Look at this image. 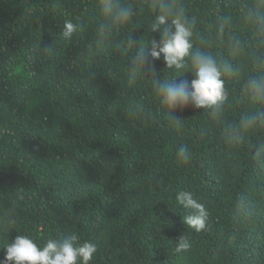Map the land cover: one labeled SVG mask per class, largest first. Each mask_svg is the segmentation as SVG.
I'll return each mask as SVG.
<instances>
[{"label":"trees","instance_id":"trees-1","mask_svg":"<svg viewBox=\"0 0 264 264\" xmlns=\"http://www.w3.org/2000/svg\"><path fill=\"white\" fill-rule=\"evenodd\" d=\"M161 2L183 10L194 51L235 69L222 76L227 100L216 115L173 110L155 89L156 78L194 79L190 60L176 69L161 56L155 74L131 63L161 39ZM115 3L133 15L113 23L101 0H0V260L18 234L43 246L75 232L96 244L92 264H264V125L240 129L264 110L244 87L264 75V35L245 17L264 0ZM68 21L78 30L65 39ZM181 191L207 208L204 230L184 223L193 210L177 203ZM181 237L190 247L177 251Z\"/></svg>","mask_w":264,"mask_h":264},{"label":"clouds","instance_id":"clouds-1","mask_svg":"<svg viewBox=\"0 0 264 264\" xmlns=\"http://www.w3.org/2000/svg\"><path fill=\"white\" fill-rule=\"evenodd\" d=\"M103 13L111 17L113 23L127 21L132 15L130 7L121 6L115 0H101ZM161 14L157 17L154 31H161V39L154 41L146 54L140 49L132 58V65H141L148 73H156L155 61L161 56L169 68L184 69L188 67L187 60L191 61V71L194 79L190 82L184 80L179 83L161 82L155 80V89L162 97V101L173 110L183 111L189 106L194 108H208L216 115L227 100L224 88V74H232L235 69L230 63L218 62L217 58L207 52L193 50L192 25L183 10L174 11L166 2H161ZM173 17L169 23V17ZM246 19L264 35V11L249 7L245 11ZM227 24L226 19L220 22L219 30L223 33ZM104 26H101L103 30ZM78 30V25L65 22L63 37L70 39ZM230 50L235 54L242 51L239 39L233 38L229 43ZM257 63L264 67V58ZM245 90L249 100L254 104H264V75L251 76L245 82ZM177 125L180 120L176 119ZM264 125V110H257L244 116L240 121V129L256 128ZM240 129L229 127L227 130L230 142L242 140ZM264 152V146L259 149ZM176 156L179 161L187 163L191 154L187 146L181 145ZM177 203L184 209L193 210L192 214L184 217V223L197 232L205 229L209 212L204 204L199 202L190 191H181L176 196ZM189 242L181 237L177 251L187 250ZM6 249L0 264H92L97 254V246L90 241L80 242L78 234L69 232L59 238H50L43 246L27 234H18L13 241L3 246Z\"/></svg>","mask_w":264,"mask_h":264}]
</instances>
